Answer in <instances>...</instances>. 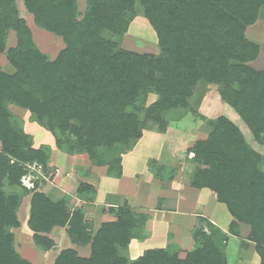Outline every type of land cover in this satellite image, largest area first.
<instances>
[{
    "label": "trees",
    "instance_id": "trees-1",
    "mask_svg": "<svg viewBox=\"0 0 264 264\" xmlns=\"http://www.w3.org/2000/svg\"><path fill=\"white\" fill-rule=\"evenodd\" d=\"M24 3L33 23L60 37L63 46L50 58L16 1L0 0V53L14 68L0 66V264H33L16 249L12 230L21 224L18 210L27 194H32L28 225L39 248L56 246L50 236L55 227L65 228L74 245L90 247L88 256L65 248L54 264H230L227 241L229 234H240V224L249 227L247 238L264 264V155L226 114L205 119L207 130L187 149V157L195 163L190 184L215 192L232 215L228 231L207 222L195 229L191 249L169 244L130 260L123 252L140 238L147 214L127 203L110 206L113 219L94 231L83 205L72 208L67 197L54 200L38 189L41 177L33 188L24 186L28 164L38 163L50 173L51 147L35 148L9 108L27 109L32 121L53 134L59 150L87 155L118 178L123 154L142 137L144 121L165 132L173 115L194 109L201 83L216 84L221 99L264 143V68L251 65L261 46L247 36L264 0H84L83 7L80 0ZM138 6L156 32V53L122 46ZM11 35L15 43L9 45ZM151 95L155 99L149 102ZM164 170L158 166L154 176L164 180ZM77 191L86 201L94 199L88 183L81 182Z\"/></svg>",
    "mask_w": 264,
    "mask_h": 264
},
{
    "label": "crops",
    "instance_id": "crops-1",
    "mask_svg": "<svg viewBox=\"0 0 264 264\" xmlns=\"http://www.w3.org/2000/svg\"><path fill=\"white\" fill-rule=\"evenodd\" d=\"M25 19L29 21V19L27 18ZM13 36L14 35H11V37ZM58 52H56L55 55H57ZM7 64H9L8 59L7 61H5V59H0V66H2L3 69H5L8 66ZM11 105L13 104L9 105L11 112L16 117L21 119L25 131L32 135L33 146L35 148H39L41 145H49L51 147L49 168H50V172L51 171L53 172V176H52L53 178L51 180L48 179L50 180L48 182L46 181L40 182L38 189L45 192L54 200H58L62 197H67L69 199L72 208L78 205H83L85 210V218L87 221H89L92 224L94 231H97L103 222L113 219V216L108 212V208L110 206H119L126 203L133 210L146 213L148 216L145 225L142 229L141 236L140 238H138L139 240L149 239L151 236H153L154 232H156L157 228L160 227L161 224L165 225L167 229H171V226L177 224L178 222L176 215L192 217L193 218L192 220L195 221L193 225L196 224V225L206 226L207 222H211L217 225L218 227H220L221 229H223L224 231L226 232L228 231L229 225L233 220L232 215L229 213L230 218L227 220L225 225L219 224L218 220L220 216L217 211L219 210V208L217 207L211 208V201L214 200L217 201L215 192H213L209 188L193 187L190 184L191 183L190 177L195 168V163L188 157L192 162V164L194 165L193 169L190 171L186 169L187 166L184 160L185 155H177V153L180 150V143H181L180 138L185 133H181L182 134L181 137H179L180 135L179 133L177 136L179 138H177L176 141L172 142L173 146H170V149L165 150L164 151L165 153L163 155L160 156L158 155L160 158L159 157L154 158L153 159L154 162L151 163L147 159L144 160V168L147 170L146 177L147 180L150 181L151 190H154V193L149 196L150 199L146 204L145 203L142 204L143 202L141 203V201H139L138 198L137 201L139 202L137 201L134 202L129 198V196L137 197L139 192L137 190V187L135 188V186H132L129 183L128 186H126L125 184H127V182L124 181L127 178L125 173L129 159L128 156L132 152L123 155L122 176L119 178L109 176L107 175L106 166L95 165L87 155H80V156L69 155L59 150L56 147L55 138L53 134L44 127H41V125H39L37 122L32 121L30 118V112L27 109L25 110L18 109L19 112H14L11 109L13 108ZM170 129H171L170 127L167 129L166 134L170 132ZM197 139L198 137L194 140V142ZM194 142L191 145H193ZM155 166L156 168L158 166L166 167V170H168V172L169 171L170 173L172 172L171 176L165 178L166 176L164 174L165 176L164 180L155 177L154 176L156 170ZM56 169H59L60 171L56 173ZM139 176L141 175H138V177ZM129 180H131V176ZM81 182L88 183L94 187L95 194H94V199L92 201H86L82 199L81 195L78 193L77 190ZM31 196L32 194H27L23 196L19 207V209H21V207H23L24 205L26 210L29 209L28 214L27 213L24 214V215L27 214L26 225L28 227L26 228L28 229H24L23 231L19 232L20 227L22 226V222L20 219H19L21 223L20 226L12 229L15 234V242L19 240L18 242L20 249L18 250V248L16 247L19 253L24 258L31 261L33 264H54L60 251L65 248H74L78 251L80 255L88 256L90 254V247L73 245L65 228L63 227H55L50 233V236L56 242V246L53 247L52 249L45 251L39 248L35 244L33 238L34 231L28 225L30 206H31ZM184 220L185 219H183V221ZM179 222H181V220H179ZM193 225L191 227L192 234L194 229ZM242 225L243 224H240L239 226L240 234L239 235L229 234V238L227 241L228 244L231 236H235L239 239L238 252L241 251V253L239 252V260L235 261L234 263H231L229 259L228 261L230 264H236V263L243 264V261L245 260L248 261L250 264H260V257H259V261H257V259L254 256V252L252 251V253H250L251 247H253V250H255L254 243L249 241L247 238L250 229L248 227V230H246V234H244ZM15 229L19 230L18 233L15 231ZM26 230L30 232L29 236L31 237L33 243L20 242V240L22 239L24 241V238L27 235ZM173 237L174 239L177 238L175 234H173ZM243 240L248 242L247 245H244L242 243ZM133 244L134 243H132V245ZM132 245L130 243L129 247H132ZM52 251H53V256H51ZM230 251H232L231 252L233 253L232 255H234L235 252H237L236 248H233ZM226 254H227V246H226ZM247 255H249V257H247Z\"/></svg>",
    "mask_w": 264,
    "mask_h": 264
},
{
    "label": "rangeland",
    "instance_id": "rangeland-1",
    "mask_svg": "<svg viewBox=\"0 0 264 264\" xmlns=\"http://www.w3.org/2000/svg\"><path fill=\"white\" fill-rule=\"evenodd\" d=\"M81 6L84 5V0H80ZM16 4L19 10V14L22 17H25L29 19L30 24L33 28L34 32V39L36 43L38 44L39 48L47 53L50 58H54L56 55L55 53L60 50V48L63 45V42L61 41L60 37L56 36L52 32H48L42 28L37 27L33 23V19L31 17V14H29L24 0H16ZM247 36L260 44L261 46V53L259 57L251 63L252 66H254L257 69H263L264 68V7L261 11L259 19L255 22V24L251 25L247 29ZM9 45L15 43L14 36L9 39ZM122 46L131 49L137 52H158V39L156 36V32L152 25L149 23V21L144 17L142 13V8L140 6L137 7L136 15L131 21L130 27L128 32L125 34L122 40ZM0 59H5L7 61V57L5 54L0 53ZM8 66L5 68L6 71L13 72L14 68L7 64ZM155 99L154 95H151L149 97V102L153 101ZM194 102V109L187 110L180 112L178 115H173L174 118H171L170 122V132L167 133V128L165 132H161L158 128V124L151 121H144L143 130H142V137L137 140V142L134 144V147L130 149L129 151L125 152V154H129L128 156V163L126 166V181L128 186V183L132 186L137 187L138 195L137 197H131L129 198L136 202L137 198L139 201H141L142 204H146L148 200L150 199L149 196L154 193V190H151L150 181L147 180L146 177V169L144 168V160H148L149 162H154V158L159 157L160 155H163L165 150L170 149V146L172 145L173 141H176L177 138L181 137V133H185L180 138V150L177 153V155H185V163L188 170H192L194 165L190 161V159L187 157V148L194 142V140L198 137L204 136L203 133L207 130V125L205 119H212L216 118L217 116L221 114H226L229 116L232 120H234L239 127L244 132L247 141L249 144L257 149L259 152H261L264 155V143L257 142L252 133L250 132L249 128H247V125L244 123L242 119L236 114V112L227 105L220 97L219 94V88L216 84H203L201 83L196 91L195 98L193 99ZM13 108H11L14 112H19L18 109L25 110L19 106L11 105ZM17 107V108H15ZM17 109V110H15ZM141 119L144 120V114H141ZM42 127V126H41ZM180 133L179 137L178 134ZM77 155H83V154H77ZM159 155V156H158ZM145 158V159H144ZM160 158V157H159ZM156 168V166H155ZM154 168V169H155ZM167 171V172H166ZM164 172L165 178H168L171 176L172 172H168L166 170ZM138 175H141L138 177ZM131 176V180L130 179ZM53 177H50L51 180ZM140 179V180H138ZM48 179L42 178L40 182H48L50 181ZM124 182V183H126ZM148 193V194H147ZM141 199V200H140ZM131 201V202H132ZM137 201V202H139ZM215 201V202H214ZM211 201V208H219V224L225 225L227 220L230 218V214L227 211V208L224 204L217 202L216 200ZM24 204V203H23ZM19 219L22 222V226L20 227V231L15 229V231L18 233L23 231L24 229H28L26 225V215L29 212V209L26 210L25 206L21 207L18 211ZM27 213L26 215H24ZM218 215V214H217ZM172 216V215H171ZM175 216V215H173ZM176 218L178 220L177 224H174L171 226V229H167V227L163 224H161L160 227L157 228L156 232H154L153 236H151L149 239L145 240H139L134 239L131 242L134 243L132 247H128L127 250H125L123 253L128 256L130 260L137 259L146 249L150 248H157V247H165L169 244L177 245L181 248H192L195 246V240L192 236L191 227L195 223L194 220H192V217H185L181 215H176ZM183 219H185L183 221ZM181 220V222H179ZM193 233L196 228L200 227L201 225H193ZM244 234H246V230H248L247 225H242ZM176 235V239H174L173 234ZM30 232L26 230V237L20 240V242H29L33 243L31 237L29 236ZM170 233V234H169ZM174 239V240H173ZM19 241V240H18ZM17 241V242H18ZM72 244V243H71ZM74 245V244H73ZM16 247L18 250L19 242L16 243ZM233 248H236L237 252H235L234 255L231 253ZM239 239L235 236H231L229 239V242L227 244V255L228 259L231 263H234L235 261L239 260ZM240 250V249H239ZM250 253L252 251L254 252V256L259 261V256L256 253L255 250H253V247L250 248ZM249 254V253H248ZM51 256H53V251L51 252ZM249 257V255H247ZM51 258V257H50ZM243 264H250L248 261H243Z\"/></svg>",
    "mask_w": 264,
    "mask_h": 264
},
{
    "label": "built area",
    "instance_id": "built-area-1",
    "mask_svg": "<svg viewBox=\"0 0 264 264\" xmlns=\"http://www.w3.org/2000/svg\"><path fill=\"white\" fill-rule=\"evenodd\" d=\"M28 173L23 176L22 178V183L24 186L27 188H33L35 184V180L41 178L49 179L50 177L53 176V172L51 171L50 173L46 174L43 171L42 165L38 163L34 164H28ZM59 169H56V173L59 172Z\"/></svg>",
    "mask_w": 264,
    "mask_h": 264
}]
</instances>
